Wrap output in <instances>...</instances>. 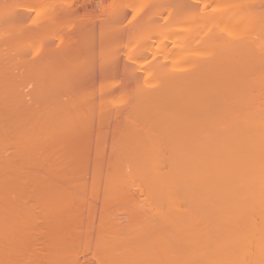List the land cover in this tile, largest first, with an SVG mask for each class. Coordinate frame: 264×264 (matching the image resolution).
<instances>
[{
  "label": "rangeland",
  "instance_id": "rangeland-1",
  "mask_svg": "<svg viewBox=\"0 0 264 264\" xmlns=\"http://www.w3.org/2000/svg\"><path fill=\"white\" fill-rule=\"evenodd\" d=\"M179 1L182 3V0H0V77L6 76V78L8 79L7 82L11 83L13 86L12 96L15 102H12L11 99V103L20 108L21 107L33 108L37 112H39V114L43 112H46V114H56L59 121H62L63 123L65 122L68 123V126L66 128H62L60 131L62 133H66L68 131L70 134L72 133L74 135L73 137L75 138V140L74 142H71L73 143V147L84 153L85 151L89 152L82 162V167L85 172L82 169V173L78 175L79 179L82 176L86 178L85 180V178L83 177V181L85 185H57L60 187L62 186L61 188H63L67 193H70L75 197L82 198L85 200V203L82 204L76 210L71 211L69 214V219L63 222L68 227L67 228L68 232L61 236L51 235V230L55 226L54 225L55 223L50 221L49 218H47L46 216L44 217L43 214H41V212L39 211V209L34 208L33 210L35 213H34L33 230L30 232L28 236H26V241L24 242L26 251H24L23 254L19 255V260L21 261V264H136L135 263L136 260L133 259L137 258L139 260L140 258H142L141 256H143L144 258L142 259L143 260L145 259L144 261H147L146 260L147 258L145 257H150L151 255L152 257H150L148 260L150 262L148 263L147 261L146 263L153 264L151 263V261L153 262L154 259L155 260L158 259V257L153 258V255L156 254L159 246L158 245L155 247L156 243L155 244L153 243L155 239V234H157L158 231H161L160 235L165 233L162 239V242H164L165 240L164 242L166 243L165 245H168L169 247L175 249L177 247L176 250L179 249V246L183 245L181 243L183 240V235L181 233L182 230H180L174 225L173 216L168 215L164 212L162 213L159 210H152L150 206L146 204H142L139 201L136 202L124 201L123 200L124 198L131 196L134 198H143L140 188H138L137 185H121L120 188L116 190L114 189L113 185H108L107 178L108 176H111L113 172L111 161H109L108 156H106L107 158L105 157L103 158L96 155L97 152H99L100 150L102 151L106 147L107 150L110 151L109 149L111 148V144H112L111 142L114 136V128H113L115 126L114 123L116 124V122L119 121L120 117L118 118L117 116L120 115L119 110L123 106L122 102L121 101H120L121 103L119 102L120 100L119 97L122 96V94L124 95V92L126 93L127 91H129V89L134 90L143 87L145 88L146 85H148L151 88L157 87L156 89H158L165 83V80L162 79L164 77H165L164 79H166V77L167 79L168 77L171 78L172 77L171 73L175 72L176 69H177L176 73H174L175 75L177 74V72L181 73L185 71L187 72L189 70L188 71L189 73L187 74V75L190 74V79L188 78L189 83L186 81V78H184L183 74L182 77H180L183 78V80L185 79L184 81L182 80L183 82L180 81L181 84L185 85V83H188L187 84L189 86L187 88L188 92L185 91L186 87L185 90H183L184 87L181 86H180L181 88H178L180 84L172 83L171 85L174 84V86L177 87V89L173 88L174 91L176 90V93L180 89L181 92L180 95L178 92L177 96L175 95V97H178V95L179 97L180 96L182 97L184 96L185 93H186L185 95L187 96V93L190 92L187 96L188 100L185 99L186 97L185 98L182 97L184 101L179 97L176 99V100L180 99V101L182 100L183 102L188 101V103L186 104L184 103L187 106L189 105V103L191 104L188 107V113L186 110L187 106L185 109L184 104L182 105L181 103L179 104V106L181 105V110L185 109L187 115L189 114V116L192 118L190 119L189 116L188 117L187 115L185 116L184 115L185 112L183 110L182 112L184 114L181 111H179V113L181 112L182 116L184 115V117H186L182 119L183 122L185 121L187 122L188 120L187 122L188 129L187 127L184 128L187 131L188 130L189 131L187 132L184 129L185 131L183 133V127L182 130H180L181 128L178 127L179 131H177V133H175L176 130L174 128L173 131H174V135H177L175 136L176 137L175 140L182 138L181 141L182 140L187 141L190 139L191 141L188 142L189 145H194V144H190L193 141L192 139H195L193 141L195 143L197 140L200 142V144L198 142L196 143L198 144V147H200V150L197 151L199 149L198 148L194 152L197 153L196 155H198L199 157L193 155L195 156L193 157L195 160L192 159V157L191 159L195 163L201 160L200 161L201 163L197 162L196 163L197 165H193L194 163L192 164L191 161V166L193 169H195L196 166V169H199L200 171L203 172L204 170H202V167L200 166L201 164L204 166L206 165L202 163L204 161L205 163H209V164L212 163L211 165L208 164L209 166L208 165L205 167L203 166L205 168V171L208 169L209 171H212L213 169H215V167L218 168V165L220 163L217 164V160L220 161L221 158V160L224 159L223 161L226 162V159L222 154L227 150L226 147H229L230 145L231 146L233 145L232 147L233 149H235L236 152H238L237 150H239V148L243 146L245 151L241 152L240 150L241 152L240 154L244 155L245 157L248 155L247 151L252 153L253 151L258 150V148L260 149L261 147H263V145H259L258 147V145L256 144L258 148L255 149L254 147L256 146H254V144H252L251 142L252 140H258L257 138L252 139L253 137L255 138L257 136V135L255 136V131L258 129L256 127H259V131L262 132V127H260L261 125L259 126L257 125V123L259 121L261 122L263 121L262 126L264 123V68H263L264 65L262 66L261 64L264 62L263 61L264 53H262L264 52V46H263L264 43L262 47L259 46L257 47V45L262 43L264 39L262 40V38L259 37L262 35H257V33H260L259 28L257 29L256 33H255L256 27L253 29L254 27L253 25L256 22L257 23L255 24V26L258 23L259 25L257 26L258 27L261 26L260 23H262L261 21L264 20L262 15L263 13L262 12L260 13L259 11L261 15L259 16L261 17V19L263 18L261 20L258 19L257 16L258 11H257V13H255L256 15L254 14L253 16H255V18L258 20L254 18L253 21L254 24H252L253 27L250 26L249 27L250 29L248 28L249 29L248 31H246L248 25H246L244 28L240 30L236 29L237 31L239 30V32L236 33L237 32L236 31L235 32L236 35L233 36V34H235V33L232 34V32H234L233 29H232L233 31L231 32L229 28H228L229 31L228 29H226L227 26L222 27L221 24L222 21L220 23L221 27L219 25L218 21H220L221 17L218 18L217 16L218 15L220 16V14L222 16V12L219 14L217 13L220 12L222 8L220 7L219 8L220 10L217 11L214 10L213 7L217 9L220 6V3L216 2L215 4L213 3L214 1H212L205 4V2L202 0H188L189 4L194 2L192 4L196 5L195 7L196 11L193 5H192L194 9L193 11L187 8L186 7L187 5L190 6L188 3H184L185 5L183 4L185 7L181 5V8H183V10L185 9V12L187 11V9H189V11H191V15H190L189 13L185 14L182 11V9L180 8V4H178ZM183 1L187 2V0L186 1L183 0ZM200 1L203 3L201 4ZM217 4H219V6ZM31 6L34 8H32ZM192 7L190 6V8ZM198 9L200 11L210 10V12H212L213 14L215 13L217 19L215 15L214 17H212L211 15L213 14L208 13L210 16L208 15L209 16L208 19L206 18L207 17L206 16L205 17L206 19L204 18V20L206 21L204 22L207 23L208 21L213 22L214 19H216L215 20L216 22L214 23L217 24L215 25L212 22L209 24L207 23L204 24V22H202L203 17H201L202 19L200 20V16L201 14L202 16H204L203 14H206L207 12L205 13L201 11L202 13L200 14V16H197L196 14H198L197 12ZM259 9H254V10H259ZM68 11L69 12L71 11V16L67 15ZM194 11L197 13L195 14ZM69 12L68 14L70 15ZM22 13L23 14L27 13L29 14L30 17L28 16V18L24 20L22 17L20 18L19 16L20 14L22 15ZM60 15H62L61 18ZM50 18H53L52 19L54 21L53 23L50 22L51 20ZM184 21L185 23L189 21H190L189 23H191L193 21V24L188 23L189 25L187 24V26H185L186 27L185 29H182V27L178 28V30L179 29L182 30V34L179 37H177V39L178 41L181 39L180 40L181 42L182 41L185 42L180 45L185 46L186 43L187 44L189 43L188 46L184 47V49L185 50L190 49L189 53L187 52L186 53L187 55H185L187 58L185 56L182 57L183 59L181 58L180 62L182 63L180 64H183V66L181 65V68L179 67L180 68L179 69L177 68L178 67L177 65L179 63L177 64V62L175 63V60L173 62V60L171 59L172 57H174V55L172 57H168L166 54L168 51L170 52L168 54L170 55L174 54L171 51H173V48L175 47L176 43L171 42L173 40H171L170 37L165 36V34L169 32V34L171 33V36L173 37L174 34H172V31L173 29L175 30V28L177 27V23L179 24L178 26H180L181 22L184 23ZM185 23L184 25H186ZM50 24H52V26L49 27L50 31L49 30L47 31L45 27ZM210 24L211 26H209ZM194 26L197 31L193 29ZM210 27L212 29L208 31ZM161 28L163 32L160 31ZM188 28L190 30L189 31L190 38L186 37L187 38V39L185 38L187 40L186 42V40L183 39L182 35H186L185 33L188 32V30L186 29ZM202 29L203 30L206 29L207 32L202 33L204 32L202 31ZM178 30L175 32H178ZM241 30L245 34L241 33L240 32ZM159 32L161 33V36ZM213 32H215L218 35V37L217 36L215 37V33ZM218 32H220V34H218ZM262 32H264V30H262ZM251 33H253L254 35ZM220 35H224V36H220ZM162 36H164V38ZM199 37L203 38V39L201 38L202 40V41L200 40L201 42L198 41ZM241 37L243 40L241 39ZM163 39L164 40L167 39L166 42L168 41V43L163 41ZM174 39H176V37H174ZM177 39L176 42L178 43ZM216 39L218 40V42H216L217 41ZM254 39L257 40L256 43L254 42L256 41ZM147 41L149 43H152L153 45L146 43ZM162 42H165L167 49L163 48L164 44H162ZM242 42L245 44L244 47L242 46L239 47L238 49L236 45L237 44L238 46L243 45ZM149 45L155 47L154 48L155 52H149V54L145 52L146 50H148L145 47H149ZM171 45L173 47V48L171 47L172 50H170ZM246 45L252 46L253 48L248 47V49H246L247 48ZM57 47L58 48L65 47L64 49L65 52L63 51V53L62 52L59 53L58 51L55 50ZM177 47L178 48L180 47L179 49L181 50L183 49V47L181 48L179 44ZM197 47L199 49L202 47V49L204 48V50H207L206 55H204L205 51L203 50L204 51L203 52L202 49H200L202 53L198 54L199 51L197 50ZM229 47L230 48L236 47L237 50L239 51V54L238 51L237 50L234 51V49H231L232 51H234V53L231 51L229 52V50H226V49H230ZM156 49L158 50L157 52ZM243 49L247 50L245 51L246 53L244 52ZM54 51H56V53ZM195 51L196 52L198 51V53H196ZM225 51H227V53H225ZM240 51L242 52V55H240L241 54ZM220 53L222 56L219 55ZM228 53L230 54L232 53L233 55L231 54L230 56V54ZM224 54H227L226 58ZM141 55L142 56L145 55L144 59L146 60L148 65L143 66L140 62H137L138 61L137 56H141ZM230 57L231 59H229ZM252 57L257 59V61L255 60L256 64L254 63V61H252L254 60ZM148 58L151 59L153 58V60ZM209 58L212 63L210 62ZM170 59L172 61H170ZM185 59L186 61H183ZM223 59H225V62L223 61ZM248 60H250L249 64H248ZM164 61H166V63H164ZM242 61H244V65H246L247 68H250L249 70L246 68V66L243 65ZM162 62L164 63V65ZM169 62L170 64L171 62L172 64H175L176 67L171 68L172 64L171 66L167 64ZM188 63L190 65H187ZM203 63L205 65H203ZM149 64L151 65V67H147L150 66ZM158 64L163 66L159 68L160 65ZM185 64L186 66H184ZM167 65L169 69L171 68L174 71H172L171 69L170 70L172 72H170V70L167 71L168 70V68H166ZM222 65H224L223 68L221 67ZM253 65L258 66V68L255 66V68L259 71H257ZM164 66L167 70L164 68ZM191 66L194 67L191 68ZM196 66L198 69L196 68ZM209 66H211L212 68L213 67H218V68L212 69ZM237 67H239V69H237ZM243 67H245V69H243ZM259 67L262 68L263 70H260ZM133 68L134 69L137 68L138 70H133ZM226 68H227V72L225 70ZM162 69L165 70V72ZM193 69H195L196 71ZM231 69L233 70L231 71ZM241 69L243 70V72ZM150 70H152V72ZM244 71H246L247 73ZM214 72L215 74H217L218 72V75H215ZM137 73L140 74L141 77L142 75H144L142 77V79H144L143 80L144 82L141 81L142 79L140 75H138ZM167 73H169L168 74L169 76L167 75ZM220 73L221 75H219ZM233 73L234 74L237 73V74L234 76ZM136 74L138 77L136 76ZM162 75L165 76L161 77ZM232 75L236 78H232ZM59 77H61V79H59ZM226 78L227 79L232 78L233 80L236 79L238 82L236 80H234L235 81L234 82L232 79L231 82H229L230 79L227 80ZM161 80L163 82H161ZM221 80L222 83L220 82ZM241 80H243L244 82ZM225 81H227L228 85L225 83ZM219 82L221 83V86L219 85ZM164 86L165 84L162 86L163 89H165L166 87ZM196 87L199 92H197ZM232 89H235L236 92H234V90ZM200 91L204 94H202ZM231 91L233 92L231 93ZM246 96L247 97L249 96V98H247ZM212 98H214L216 101L214 99L213 101H211ZM251 98L252 99L254 98L255 100L253 99L254 100L253 101ZM244 100L246 101V103ZM174 101H172V104L174 103ZM118 102L120 104H118ZM178 103L179 100L177 104ZM175 105L173 106L176 107V109L172 108L171 111L172 110L174 111V109L177 110V106ZM205 105L207 106L206 109H205ZM178 108L180 109V107ZM216 109L218 112L216 111ZM57 111L59 113H57ZM179 113H177L178 116L180 115ZM173 118H175V116ZM179 118L182 117L180 116ZM255 118L259 119L258 122L254 121L256 120ZM175 120L177 121L178 119ZM232 120L236 122L234 123ZM241 120L242 121L244 120V122H242L244 123V125L246 121L247 124L250 123L249 121H251V123L253 124L257 122L256 127H252L253 124L251 123H250L251 127L249 124H248L249 126L246 124L248 126L246 131H243L241 129L234 130L236 132L239 131L242 134L247 133L246 135L249 136L251 135L252 140H250V142L252 147H250L251 145L248 146L250 147L251 150L248 149V147H246L250 142H248L247 145L246 144L242 145L244 144V142H242L243 136L241 134L237 133V135H235L234 133L236 132H234L231 135V131H230L231 138H229L230 136L227 138L228 136L227 133H224L226 130L227 132L229 131L228 129L230 128V126L228 125H231L232 128L234 125H237L238 122L240 123ZM172 122H175L174 119H172ZM258 124H260V122ZM172 125L174 127V124ZM175 126H177V124ZM245 126L242 125L241 126L242 129H245ZM222 127H225V129ZM206 129H208L207 133H210L209 137L212 138L214 136L212 139L218 141L217 142L218 144L217 143L216 144L218 146L221 144L219 148L217 145L215 146L213 143H210L209 141L211 140L209 138H207L209 141L204 139L205 141L203 143L201 142L202 141L201 138L205 137L204 134L206 132L204 133V131H206ZM249 129L251 130L250 133L247 132V130ZM253 129H255V131H253ZM215 130L219 131L222 137L221 135L219 136ZM180 131L182 133H178ZM190 131L191 132L193 131L194 134L193 132L191 133ZM200 131L201 132L203 131V134ZM213 131L215 135L212 134ZM259 131H257L256 134L259 133ZM178 134H183V135L178 136ZM186 134L188 135L186 136ZM190 134L191 136L193 135V137H191ZM197 134L198 137L196 136ZM260 134L264 136L263 133ZM260 134L258 135L260 136ZM194 135L197 139L194 137ZM223 136H226V141H224L225 139L223 140V138H225ZM101 138L104 139L102 144L100 141ZM238 138L241 142H239ZM258 138L263 139L260 137ZM232 139L235 140L237 139L236 140L237 142L234 140L232 141ZM258 141L261 142L262 140H258ZM234 142H236L237 145L240 143L241 146L238 145L239 148H237V146L235 145L236 143ZM260 142L259 143L253 142V143H258V144L264 143V142L263 143ZM226 143L227 144L230 143L228 144L229 146ZM222 145H227V146L224 147ZM84 146H87V148H85ZM69 147H72V144H69ZM201 148H203L202 150L205 151L204 154L205 157H203L204 156L203 154L202 155L200 154ZM205 148L207 150H205ZM215 149L216 150L219 149L220 152L222 153H220L219 155L216 154L217 151ZM233 149H231L232 150L231 152H233ZM209 150L210 151L213 150L214 153L211 154L213 151L211 153H208ZM193 151L194 150H192L191 152L193 153ZM256 152L260 154V152L258 151ZM228 153H226L225 155L228 156L230 154ZM234 155L238 159L237 157L238 155L237 156L236 154ZM235 157H232L230 159L227 158L228 159L227 162L228 163L232 162L231 159H234ZM245 157L239 156V160L242 164H244L245 161L248 159L247 158L248 156L246 158ZM214 159L216 163H214L215 162L213 161ZM95 163H97L98 166H96L97 164ZM213 164H215L214 168L212 167ZM210 167H212L213 169ZM68 173L70 172L68 171ZM73 175L74 176H72L71 174L67 175V179H69L70 181L73 178H75V182H69V183L78 184L77 183L78 181L82 182L79 179L77 180L78 177L75 174ZM202 176H204V174ZM202 176L199 178L200 181L207 183V185L208 184L211 185V182H213V184H216L214 183V181H212L213 178L211 175L209 176L206 175L208 176V178H210V180L212 178L211 182L208 179H203L204 177ZM55 180L59 181L57 177H55ZM27 193L30 195L33 194L31 187L27 189ZM31 205H33V203ZM76 207H78V205ZM152 236L154 239H152ZM151 239L153 240L152 242H150ZM157 240L158 239H156L155 242ZM159 241L161 243V240ZM152 243L154 244V246L151 245ZM153 247H155V252L154 250H152ZM130 253L132 254L130 255ZM125 254L126 255L129 254L130 256L136 254L137 256L135 255L134 256L135 258L130 259V256L128 255L126 258ZM157 255L158 253L154 256ZM177 256L180 257V254ZM177 256L175 255V257L171 259L169 258L164 259L165 262L163 261L162 264H184L185 260L183 259L185 258L183 257L182 259V257H180L179 259ZM128 259L132 260L133 262L126 263L129 262ZM143 260L140 259L139 262L140 261L143 262ZM157 261H159V259L154 261V263Z\"/></svg>",
  "mask_w": 264,
  "mask_h": 264
},
{
  "label": "bare ground",
  "instance_id": "bare-ground-1",
  "mask_svg": "<svg viewBox=\"0 0 264 264\" xmlns=\"http://www.w3.org/2000/svg\"><path fill=\"white\" fill-rule=\"evenodd\" d=\"M202 1H204L205 4L212 2V1H214L213 3H215V4H216V2L220 3V6H219V4H217L219 6V7L217 6L218 7L217 9L215 7H213L214 10H217V11L220 10L219 9L220 7L222 8L221 9L222 11L220 10V12L217 13V14H219L222 12V16H221V14H220V16L219 15L217 16L218 18L221 17L220 21H218L219 25L222 21V23H221L222 27L227 26V28L226 27L225 28L226 29L229 28L231 32L234 30V32H232V34L237 31L236 29L240 30V29L244 28L246 25H248L247 30H246V31H248L250 29L249 27L252 26V24H254L253 21H254L255 16H253V15L255 13H257V11H258V13H257L258 19H261V17H260L261 12L263 13L262 15L264 18V11H263L264 10L263 9L264 8V0H202ZM188 2H189L188 0H187V2H184L182 0V3L179 1L178 4H180V8H181V5L184 6L185 5L184 3H188ZM192 3H194V2H192ZM192 3H190V4L188 3V4L191 7L193 5V7L195 9L196 5H194ZM202 3L203 2H201V4ZM190 6L187 5L186 7L193 11L194 10L193 7L190 8ZM258 6H259V8L260 7L261 8L259 9ZM176 7H177V5H176ZM204 7H206V6H204ZM32 8H34V7H32ZM181 9L185 14L189 13L191 15V11H189V9H187L186 12H185V9L184 10H183V8H181ZM249 9H252V10H249ZM254 9H259V10H254ZM202 10H203V8H202ZM211 10H213V9H211ZM195 11H196V9H195ZM201 11L198 9V11H197L198 14H196L197 12H195V14L197 16H200V14L202 12H205V13L207 12L206 14H203L204 16H202V14H201L200 20L202 19L201 17H203L202 22L206 21V20H204V18L206 16H207L206 18L208 19L210 16L209 14H213L212 12H210V10H208L209 12L206 10H204L202 12ZM251 11H252V13H251ZM259 11H260V13H259ZM68 12H67V15L71 16V11L69 12L70 15L68 14ZM214 15L216 17L215 13L211 16L214 17ZM19 16H20V18L22 17L24 20H26L28 18L29 14H27V13L23 14L22 13V15L20 14ZM61 16L62 15H60V18H61ZM217 17H216V19H217ZM50 19H51L50 22L53 23L54 22L52 20L53 18H50ZM216 19H214V21L213 22L211 21V22L212 23L216 22L215 21ZM258 19H256V20H258ZM195 20H196V18H195ZM210 20H211V18H210ZM189 22L185 23V21H184V23L186 25H184V23L181 22V25L183 24L184 28H183V25L178 26L179 24L177 23V27L175 28V30L173 29V31H172V34H174L173 37L171 36V33L169 34V32H167V34H169V35L165 34V36L170 37L171 40H173V41L170 40L171 42H174L177 44V45L175 44L174 48L172 47V45L170 46V50H172L171 49V47H172L173 51H171V52L174 54H172V55L168 54V53H170L169 51L166 53L168 57H172L174 55V57H172L171 59L173 60V62L175 60V63L176 62H177V64L179 63L177 65L178 66L177 68H179V67L181 68V65L183 66V64H180V63H182V62H180V60L182 57L187 55L186 53L187 52L189 53V50H190V49L189 50L184 49V47L188 46L189 43L188 44L186 43L185 46L180 45V44H183L185 42L184 41L181 42L180 41L181 39L178 41L177 37H179L182 34V30H180V29L178 30V28L182 27V29H185L186 28L185 26H187V24ZM211 22L210 21H208V23L204 22V24L205 23L209 24ZM261 22H262V23H260L261 26H259V27L257 26V25H259V23L255 26V24L257 23L256 22L253 25L254 27L253 26L252 27H253V29L256 27L255 33H256L257 29L259 28L260 31L259 30L258 31L262 34L257 33V35H262L259 37H261L263 40L264 39L263 38L264 32H262V30H264V20H262ZM191 23L193 24V21ZM191 23H189V24H191ZM194 23H195V21H194ZM198 24H199V22H198ZM204 24H203V26H204ZM50 26H52V24L47 25L45 27L47 31L50 29L49 28ZM195 26H194V28L193 27L192 28L195 31H197ZM209 26H211V24ZM172 27H173V25H172ZM220 27H221V25H220ZM211 29L212 28L210 27L208 31H210ZM229 29H228V31H229ZM177 30L179 33L175 32ZM186 30H188V32L185 33L186 35H182L183 39H185L186 37L187 38L189 37V31L190 30H189V28ZM239 30L236 33H238ZM160 31L163 32L162 28ZM169 31H171V30H169ZM195 31H193V32H195ZM202 31H204L202 33L207 32L206 29L205 30L202 29ZM223 32H225V31H223ZM240 32L244 33L242 30ZM183 33H184V31H183ZM213 33H215V32H213ZM236 33L233 34V36L236 35ZM159 34L161 36L160 32H159ZM218 34H220V32H218ZM251 34H253V33H251ZM251 34H250V36H251ZM238 35H240V34H238ZM248 35H249V32H248ZM216 36L218 37V35L215 33V37ZM220 36H224V35H220ZM162 37L164 38V36H162ZM174 37H176L178 43L176 42V39H174ZM249 37H248V39H249ZM199 38H198V41H200L202 37H199ZM149 39H151V38H149ZM208 39H210V38H208ZM220 39H221V37H220ZM241 39H242V37H241ZM166 40L163 39V41H165V42H166ZM254 40H256V39H254ZM148 41H150V40H148ZM148 41L146 43H149ZM229 41H231V40H229ZM245 41H244V43H245ZM260 41H261V39H260ZM263 41H262V43H260L261 45L258 44L257 47L258 46L262 47V45L264 43ZM152 42H154V41H152ZM165 42H162V44H164L163 48L167 49ZM171 42H170V44H171ZM186 42H187V40H186ZM188 42H189V39H188ZM216 42H218V40ZM239 42H240V40H239ZM254 42L256 43L257 40ZM166 43H168V41ZM244 43H243V45H239V46L237 44L236 47H238V49H239V47H242V46L244 47V45H245ZM149 44L153 45L152 43H149ZM178 44H179V46H181V48L183 47L182 50L179 49L180 47L179 48L177 47ZM151 45H149V47H145L146 49H148V50L145 49L146 50L145 52H147L148 54H149V52H155L154 51L155 47H153ZM214 45H215V43H214ZM226 46H228V45H226ZM236 47L235 48L229 47L230 49H226V50H229V52L231 51L234 53V51L237 50ZM246 47H247L246 49H248V47H252V46L246 45ZM59 48L57 47L55 50L58 51L59 53H61V52L63 53L65 47L64 48L59 47ZM57 49H59L60 51ZM175 49H177V50H175ZM200 49H202V47ZM200 49L197 47V50L199 51V53H198V51L197 52L195 51V52L198 54L202 53L200 51ZM231 49H234V51H232ZM246 49L245 50L243 49L244 52L247 51ZM203 50H204V48L202 49V51ZM217 50H219V49H217ZM56 51H54V52L56 53ZM157 51L158 50L156 49V52ZM204 51H205L204 55H206L207 50H204ZM261 51H262V49H261ZM208 52H210V51H208ZM193 53H194V51H193ZM193 53H192V55H193ZM221 53H224V52H221ZM221 53L219 54L220 56H222ZM225 53H227V51H225ZM262 53H264V52H262ZM208 54H210V53H208ZM228 54H230V53H228ZM231 54H230V56H231ZM238 54H239V51H238ZM145 55L137 56V60H138L137 62H140L143 66L148 65V63L144 59ZM224 55L226 58L227 54H224ZM240 55H242V52ZM50 56H52V55H50ZM254 57H252L254 59L252 61H254V63L256 64L255 60L257 61V59H255ZM259 58H258V60H259ZM148 59H151V58H148ZM171 59H170V61H172ZM229 59H231V57ZM247 59H249V58H247ZM151 60H153V58ZM209 60H210V58H209ZM183 61H186V59ZM223 61L225 62V59H223ZM249 61L250 60H248V64H249ZM195 62H196V60H195ZM197 62H198V60H197ZM210 62H211V60H210ZM219 62H220V60H219ZM234 62H235V60H234ZM242 62L244 65V61H242ZM164 63H166V61H164ZM164 63H163V65H164ZM160 64H158V65H160ZM167 64L171 66L172 62H171V64H170V62ZM193 64H195V63H193ZM214 64H212V65H214ZM261 64L263 66L264 62ZM168 65L166 68H168ZM187 65H190V64L188 63ZM195 65H197V64H195ZM203 65H205V64L203 63ZM162 66L160 65L159 68H161ZM184 66H186V64ZM223 66L224 65H222L221 67L223 68ZM244 66H246V65H244ZM253 66L255 68L256 65H253ZM129 67H132V66H129ZM147 67H151V65L147 66ZM173 67L174 68L176 67L175 64H172L171 68H173ZM193 67L191 66V68H193ZM209 67H211V66H209ZM226 67H227V65H226ZM228 67H229V65H228ZM240 67H241V65H240ZM256 67L258 68V66H256ZM156 68H157V65H156ZM164 68H165V66H164ZM196 68H197V66H196ZM213 68L217 69L218 67H213ZM246 68H247V66H246ZM170 69L168 68V70L167 69L166 70L169 71ZM237 69H239V67H237ZM243 69H245V67H243ZM247 69L249 70L250 68H247ZM133 70H138V69L133 68ZM152 70H150V71L152 72ZM171 70H170V72L174 71V70H172V71ZM176 70H175V72L171 73L172 74L171 78L168 77L169 80L167 79V77H166V79H164L165 77L162 79V80H165L164 84L167 87L166 88L164 86L165 89H163V87H162L164 84L161 87H159L158 89H156L157 87L151 88L148 85H146L145 88L143 87V88H138V89H134V90L129 89V91H127L126 93L124 92V95L122 94V96L119 97L120 98L119 102L121 101L123 106L119 110L120 115L117 116L118 118L120 117L119 121L116 122V120H115L116 124L114 123V125H115L113 127L114 128V136H113V139L111 142L112 143L111 148L109 149L110 151H108L107 147L104 146L106 148H104L102 151L100 150L99 152L96 153V155H98L99 157L107 158L106 156H108L109 161H111V166H112L113 172H112L111 176H108L107 184L113 185L114 189H116V190H118L121 185H137V187L140 188V191L143 195V198H134L131 196V197H126L123 200L124 201H133V202L139 201L142 204H146V205L150 206L152 210H159L162 213L164 212L168 215L173 216L174 225L177 228H179L180 230H182L181 233L183 235V240L181 243L183 245L179 246L178 250H176L177 247L175 249V248L169 247L168 245H165L166 244V243H164L165 240H164V242H162V239H163V236L165 233L160 235L161 231H158L159 234H158V232H157L158 235L155 234V239L152 236V239H154L153 243L154 244L156 243L155 247L159 245L157 252H156V254L158 253L157 256H154V255H156V254H154L155 247L152 248V250H154L153 258L158 257L159 261L154 263V261L158 260V259H156V260L154 259L153 262L151 261V263L162 264L164 259H168V258L171 259V258L175 257V255L177 256L180 254V257H182V259H183V257L185 258V259H183V260H185L184 264H264V143H263L264 142L263 141L264 136L262 134H260V133L264 134V128H263L264 123H263V126H262L263 121L262 122L259 121L260 124H258L259 119H256V118H255L256 120H254V121H257L258 123L255 122L253 124V123H251V121H249L251 124L254 125V126L252 125V127H256L257 125H259V126L261 125L260 127H262V132L259 131V127H256L258 129L256 131H255V129H253V131H255V136L256 135L257 136L255 138L254 137L252 138V139L257 138L258 140H262L261 142L258 140H252L251 135L250 136L246 135L247 133L242 134L239 131H237V132L234 131V130H238V129L246 131V129L248 128L249 125L251 127V124L248 123L249 124L248 125L247 121H246L245 125L247 124L248 126L247 125L245 126L244 123H242V122H244V120L243 121L241 120L240 123L238 122L237 125H234L235 127L233 126L232 127L233 129L231 128V125H228V126H230V128L228 127L229 131L227 132V130H226L224 132V133H227V135H228V136L226 135L227 138L230 136V131H231V135L234 132H236V133H234L235 135H237V133L241 134L243 136L242 142H244V144H242V145H245V144L247 145L248 142H250V140H252L251 142H252V144H254V146H256V144L258 145V147H259V145H263V147H261L260 149L257 146L254 147L255 149L258 148V150H255L252 153H250L246 150L248 153V155H247L248 157L247 156L246 157L248 159L245 161L244 164H242L240 162L239 156L245 157L244 155L240 154L241 152H244L245 149L243 148V146L241 148H239L238 145H240V143L237 145V143H236L237 139L236 140L232 139V141L233 140L236 141L234 143H236L235 145L237 146V148H239V150H237L238 152H236L235 149H233V147H232L233 145L232 146L228 145L232 141L228 144L226 143L229 146V147H226V149H227L225 151L226 153H228V151L230 153L232 151L231 149H233V152L234 151L236 152V153L231 152L230 154L228 153L229 154L228 156L225 155L226 153L224 152L222 155L226 159V162L223 161L224 159L221 160V158H220V161L217 160V164L220 163L218 165V168L215 167V169H213L215 164L212 165L213 168L210 167L213 169V170L211 169L212 171H209V169H208L209 167L206 168L208 170L205 171L204 167L209 164V163H205V161L202 163L206 164V165L204 166L201 164V166H200V167H202V170H204L203 172L200 171L199 169H196V166H195V169H193L191 166V161H192V164L194 163L193 165H197L196 164L198 162L197 159H196V161H197L196 163L193 162L192 159H194L193 157H195V156L199 157L198 155H196L197 153H194V152L198 148L199 149L197 151L200 150V147H198V144H196L197 142L200 144V142L197 140L195 143V142H193L195 139H192L193 141L190 144H194V145L196 144L195 145L196 147H195L194 145H189L188 142L191 141L190 139L187 141L186 140L181 141L182 138L175 140V138H176L175 136H177V135H174V131H173L175 129L176 130L175 133H177V131H179L178 127L181 128L180 130H182V127H183V133H184V131L186 130L185 128L187 127V129H188V126H187L188 125V123H187L188 118L186 119L187 122L186 121L183 122L182 119L186 118V117H184V115L185 116L187 115L188 107H189V105H191L190 103L188 106L185 105L186 103H188V101L183 102L184 101L183 98H185V97H186L185 99L188 100L187 96L190 92L187 93V96L185 95L186 94L185 93L184 96H182L183 97L182 98L181 96L179 97V95L181 93L180 89L178 90V92H179L178 97L183 99V101L182 100L180 101V99H178L179 103L177 104L178 100H176V99L178 97H175V95L177 96L178 92L176 93V90L174 91V89H173V88L177 89V87H175L174 84L173 85H171V84L172 83L180 84L178 86V88L184 87L183 90H185V87H186L185 91L188 92L187 88L189 86L187 84L189 83L188 80L190 79V74L187 75L189 73L188 72L189 70H188L187 72L186 71L181 72V73L177 72V74L175 75L174 73H176ZM193 70H195V69H193ZM225 70L227 72V68ZM232 70L233 69H231V71ZM260 70H263V69L260 68ZM150 71H149V73H150ZM163 71L165 72V70H163ZM213 71H216V70H213ZM257 71H259V70H257ZM205 72H206V70H205ZM209 72H208V74H209ZM242 72H243V70H242ZM244 72H246V71H244ZM169 73H167V75ZM190 73H191V71H190ZM137 74H136V76H137ZM182 74L184 75V78H186V81L188 82V83H185V85L181 84V82H183L185 80V79L183 80V78H180V77H182ZM214 74H215V72H214ZM236 74H234V76ZM138 75H140V74H138ZM186 75H187V77H186ZM215 75H218V72ZM219 75H221V73ZM246 75H248V74H246ZM143 76L144 75H142V77ZM159 76H160V74H159ZM163 76H165V75H162L161 77H163ZM234 76L232 75V78H236ZM243 76H244V74H243ZM255 76H256V74H255ZM140 77H141V75H140ZM142 77H141V79H142ZM209 78H210V76H209ZM232 78H229L230 79L229 82H231ZM237 78H239V77H237ZM246 78H245V80H246ZM59 79H61V77H59ZM217 79H218V77H217ZM229 79H227V80H229ZM143 80L144 79H142L141 81L144 82ZM162 80H161V82H163ZM234 80H236V79H234ZM7 81H8V79L6 78V76L0 77V264H21V261L19 260V255L23 254V252L26 251V247H25L24 242L26 241V236H28L30 234V232L33 230L34 213H35L33 210L34 208L39 209V211L41 212V214H43L44 217L46 216L47 218H49L50 221L55 223L54 224L55 226L51 230V235L61 236V235H64L68 232V229H67L68 227L63 222L65 220H68L70 212L79 208L82 204L85 203V200L82 198L75 197L70 193H67L63 188H61L62 186L60 187L57 185H85L84 181H83L84 176H82L79 179L78 175H80V173H82V169H83L82 162H83L84 158L88 155L89 152L88 151L86 152L85 150H87V149H85L84 150L85 153H84V152H81V151H79L73 147V143H71V142H74V140H75V138L73 137L74 135L72 133L70 134L68 131L66 133H62L60 131L62 128H66L68 126V123H66V122L63 123L62 121H59L56 114H46V112L39 114V112H37L33 108H26V107L20 108V107H17L16 105H13L11 103V99H12V102H15L14 98L12 96L13 95V90H12L13 86L11 83H9ZM141 81H140V83H141ZM241 81H243V80H241ZM138 82H139V80H138ZM220 82L222 83V80ZM220 82H219V85L221 86ZM225 83L227 84V81H225ZM153 84H154V82H153ZM157 84H158V82H157ZM211 87H212V85H211ZM146 88H148V89H146ZM196 89H197V87H196ZM215 89H216V87H215ZM222 89H224V88H222ZM232 90H234V92H236L235 89H232ZM197 92H199L198 89H197ZM232 92L233 91H231V93ZM257 92H258V90H257ZM241 93H242V91H241ZM241 93H239V94H241ZM202 94H204V93H202ZM181 95H183V94H181ZM205 96H204V99H205ZM236 97H237V95H236ZM247 98H249V96ZM173 99L176 101H174ZM213 99L214 98H212L211 101H213ZM218 99H219V97H218ZM197 100H198V98H197ZM220 100H222V99H220ZM172 101H174L173 104H172ZM248 101H249V99H248ZM119 102H118V104L121 103V102L120 103ZM180 103H181V105L185 103L184 107L186 109V106H187V109H186L187 113L185 112V109H182L185 112V114L182 112L181 105L179 106ZM245 103H246V101H245ZM175 104H177V105H175ZM173 105L177 106V110H175L176 107H174ZM119 107H121V106H119ZM178 107H180V109ZM208 107H209V105H208ZM172 108H175L174 109L175 112L173 110L171 111ZM206 108H207V106L205 105V109ZM238 108H237V110H238ZM58 111H57V113L60 112V111L59 112ZM179 111H181L184 115L182 116L181 112L179 113ZM216 111H217V109H216ZM171 112H173V113H171ZM176 112L179 113L180 115L178 116V114ZM175 114H177V115H175ZM262 114H263V112H262ZM174 116H175V118H173ZM177 116H178V118H177ZM180 116L182 118H179ZM188 116H189V114L187 115V117ZM203 117H204V115H203ZM172 119H174L175 122H172ZM175 119H178V120L176 121ZM190 119H192V118L190 117ZM234 120H232V121L234 122ZM178 122L179 123L181 122V123L179 124ZM175 123L177 124V126H175L176 125ZM256 123H257V125H256ZM172 124H174V127ZM239 125L245 126V129H242V127ZM176 127L178 130L176 129ZM201 128H203V127H201ZM222 128L225 129V127H222ZM204 129H205V127H204ZM250 129L247 130V132L250 133L251 132ZM207 130L208 129H206V131H204V133L206 132L204 134L205 137L201 136L202 137L201 142L203 143L205 141L204 139L208 140L207 138H209L212 142L209 140L208 141L210 143H213L216 146L218 144L217 143L218 141H216L215 139H212L214 136L212 137L210 135L212 137V138H210L209 137L210 133H207L208 132ZM257 131H259V133L256 134ZM216 132L218 133L219 136L221 135V133L219 131H216ZM178 133H182V132L180 131ZM201 133L203 134V131ZM193 134H194V132H193ZM212 134H214V131ZM258 134H260V136ZM179 135L182 136L183 134H178V136ZM187 135L188 134H186V136ZM190 136H191V134H190ZM196 136L198 137V134ZM226 136H223V137H225V138H223V140L225 139L224 141H226ZM244 136H246V137H244ZM191 137H193V135ZM194 137H195V135H194ZM221 137H222V135H221ZM258 137L263 138V139H259ZM229 138H231V136ZM238 140H239V138H238ZM100 141L102 144L104 139L101 138ZM239 142H241V141L239 140ZM251 142L246 147L251 145ZM253 142H258V143L260 142L263 144H258V143H253ZM69 144H72L73 148L69 147ZM227 145H222V146L225 147ZM219 146H218V148H219ZM75 147H76V145H75ZM84 147L87 148V146H84ZM189 147H191V148H189ZM230 147H231V149H230ZM250 147H252V145ZM250 147H248V149H250ZM220 148H222V147H220ZM242 148H243V151H242ZM202 149L203 148H201L200 154L204 155L205 151H203ZM192 150H194L193 151L194 154L191 152ZM205 150H207V149L205 148ZM240 150H241V152H240ZM212 151L209 150L208 153H211ZM216 151H217L216 154H218V155L220 153H222V152H220L219 149ZM256 151H258V152L261 151L262 153L260 152V154H259ZM213 153H214V151L211 154H213ZM232 153H233V155H232ZM234 154H236V156L238 154H240L237 156L238 159L235 157ZM189 155H191V156H189ZM193 155H195V156H193ZM226 156L229 159L232 157H235V158L231 159L232 162L228 163L227 162L228 159L226 158ZM229 156H231V157H229ZM191 157H192V159H191ZM203 157H205V155ZM204 159H206V158H204ZM213 161H215V159ZM214 163H216V161ZM95 164H97V163H95ZM211 164L212 163H210L209 165H211ZM96 166H98V164ZM68 171L70 173H68ZM83 171H84V169H83ZM207 171H209V172H207ZM71 172H73V173H71ZM70 174L72 176H74L73 174H75L78 177L77 180L79 179L82 182H80V181L77 182V180H76V182L78 184L69 183V182H75V178H73L71 181L69 179H67V175H70ZM203 174H204V176H202ZM206 175H208V176L211 175L213 178V180H212V178H211V180L214 181V183H216V184H213V182H211L210 178H208V176H206ZM201 176L204 177L203 179L210 180L211 185H209V184L207 185V183L200 181L199 178ZM205 176H206V178H205ZM55 177H57L59 179V181H56ZM85 180H86V178H85ZM30 187L32 188V193H33L31 195L27 193V189ZM32 203H33V205H31ZM77 205H78V207H76ZM162 233H163V231H162ZM152 239L150 242L153 241ZM156 239H158L157 240L158 242L157 241L155 242ZM164 239H165V237H164ZM159 240H161V243ZM153 243L151 245L154 246ZM157 243H159V244H157ZM173 247H175V246H173ZM131 254L132 253H130V255ZM136 254H134L132 256H130L129 254L128 255L130 256V259H133V258H135L134 256ZM141 254H142V252H141ZM141 254H139V255H141ZM128 255H126L125 257L127 258ZM143 255H144V253H143ZM141 257L144 258L143 256H141ZM150 257H152V255ZM150 257H145V258H147L146 260L148 261ZM177 257L180 259L179 256H177ZM142 258H140V259L143 260ZM130 259H128L129 262H126V263H130V262L132 263L133 261ZM133 260H136L135 261L136 264H138V263L142 264L143 262H145V263L147 262V261H144L145 259L143 260V262H141V261L139 262V260L137 258H135ZM183 260H180V261H183ZM149 262L150 261H148V263ZM145 263H143V264H145ZM148 263H146V264H148Z\"/></svg>",
  "mask_w": 264,
  "mask_h": 264
}]
</instances>
